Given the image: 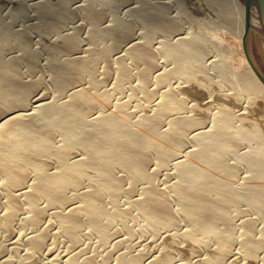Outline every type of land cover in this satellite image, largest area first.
<instances>
[{
	"label": "bare ground",
	"instance_id": "6f19581e",
	"mask_svg": "<svg viewBox=\"0 0 264 264\" xmlns=\"http://www.w3.org/2000/svg\"><path fill=\"white\" fill-rule=\"evenodd\" d=\"M81 1H84L83 4ZM8 2L12 4L9 7L0 4V172L6 179L3 191H0V209L7 207L4 213L7 229H11L19 218L23 219L21 215L24 211L30 213L23 219L26 227H30L38 226L46 219L48 212L56 208L54 217L60 224L58 234L66 237L73 247L83 242L82 235L88 223L104 242L109 243L113 226L118 221V212L126 215L133 213L132 209L124 207L116 211L107 202L108 195L118 201L120 194L127 189L124 185L126 178L117 175L116 167L123 168L131 177L132 183L137 185L141 179L148 177L147 167L154 153L161 158L162 166H166L172 156L184 152L183 149L188 145L187 138L191 134L196 139V146L186 151L185 159L178 164L182 181L174 184L182 209L175 208L171 195L154 184L146 186L142 195L132 200V204L146 216L149 224L158 230L178 225L182 221L181 217H185L197 232L202 233L201 241L210 244L211 236L219 231L223 232V241L236 239L237 219L234 218L236 213H232L234 208L231 209L240 202L245 201L264 216V135L257 128L253 129L245 124L249 119L248 115L256 110L255 95L260 93L264 97V83L249 62L244 48L242 56L247 60L248 66L238 71L235 69L234 80L232 79L234 82L228 76V66H233L228 57H213L211 63L218 66L217 75L221 74L219 78H223V81H219L231 82L233 86L227 84L228 88L224 91H210L204 99L202 96L204 104L210 105L215 104L221 92L237 90V87L246 89L249 94L244 96V105L238 113L231 110V105L225 104L230 109H214L211 123L207 125V117L193 116L194 110L199 107V101L196 100L191 105L194 108L190 113L174 115L171 111L174 107L169 105V100L173 99L172 87L164 93L169 96L164 103L166 113L153 109L148 114L140 113L142 117L138 119L135 118L138 115L114 103L110 90L99 88L100 80L94 76L96 69L102 60L107 61V69L113 67L111 64L117 63L121 81L117 87L123 88V81L132 75L130 64L138 65L144 76L143 88L153 98L155 91L149 88V80L152 79L149 78L154 76L153 70L158 65V57L150 43L154 32L165 28L170 33L178 32V37H174L165 47L167 57L175 60L177 66L160 74L158 83L172 84L171 79L178 76L183 79L175 85L179 90L183 83L185 88L187 84L196 83V93L202 90H197L200 83L193 76L191 63L203 59L205 39L192 29L191 23L188 25L191 28L180 32L182 16L181 19L178 17L181 21L166 17L172 4L176 6L177 13L183 12L182 0H142L143 4L132 10L133 16L141 20L151 34L145 42H131V46H125V42L134 35L133 20L118 17L111 24L104 25L108 16L104 9H107V5H113V0H101V7L95 0H79L81 4L76 0ZM209 2L219 5L223 17L220 25L237 33L243 45L248 23L246 4L241 0ZM105 6L107 7L103 8ZM188 13L191 15L190 10ZM80 15L92 25L91 42L85 49H80L79 29L82 25L76 26L77 32L71 33V29L67 28L68 21ZM252 15L249 45L252 37L256 40L264 37L261 13L256 1ZM191 17L194 18L193 15ZM33 19L35 22L30 28ZM17 25L21 28L18 29ZM33 33L39 37L35 40L36 43L33 42ZM111 37L117 40L116 43H110ZM144 38L143 36L142 39ZM5 46H10L15 51L8 52ZM114 51L118 55L116 58L112 56ZM44 71L53 80L55 98H50V94L44 90L42 93L38 91L40 84L35 76ZM89 74H93V79L86 83L84 78ZM172 76L174 77L171 78ZM200 94L204 95L203 92ZM181 95L184 96L183 93ZM240 97L242 98L239 96L237 99ZM98 106L109 109L114 107L115 111H108L94 118L92 112ZM162 107L163 104L160 105ZM59 133L66 138L63 144L57 143ZM244 145H248L250 150L242 152ZM75 146L84 150V157L72 156V148ZM52 151L59 155L58 168L46 170L41 164L36 183L26 186L31 178L28 164ZM228 153L238 154V163L229 161ZM241 164H248L252 174L248 178L237 180ZM93 169L102 172L103 177L97 186L87 189L84 186L85 176ZM14 187L19 189L13 191ZM71 187L80 191L84 197L83 203L72 202L78 195L68 194ZM135 190L136 186L128 191L132 193ZM257 221L255 217H249L245 221L247 255L253 258L264 247V238L256 234ZM47 233L49 232L42 231L23 239L27 240L30 250L20 253V247H17L16 250L20 253L18 257L15 254L17 261L14 257L12 260V257L10 259L5 255L7 248L0 243L1 257H8L1 259V264H35L36 254L46 246ZM81 251L79 248V251L71 252L64 258L60 255L62 259L55 257L52 261H59V264H97L96 256L85 257ZM111 256L112 252L108 254V258ZM133 263L192 264L175 263V259L170 256L148 259L144 253L133 255L124 252L119 256L118 264Z\"/></svg>",
	"mask_w": 264,
	"mask_h": 264
},
{
	"label": "rangeland",
	"instance_id": "374dc122",
	"mask_svg": "<svg viewBox=\"0 0 264 264\" xmlns=\"http://www.w3.org/2000/svg\"><path fill=\"white\" fill-rule=\"evenodd\" d=\"M76 1L78 2L79 0ZM95 1H98V6H102V3L100 2L101 0ZM113 1V5H107L108 7H103H107V9L104 10H106V15H108L105 20L106 22L103 20L104 25H109V23L111 24L118 17H124L126 19L133 20L134 35L132 36V39L125 42V46H131V42H145L148 36L151 34V31L146 29V25L137 17L133 16L134 11L132 12L134 8L139 7L143 4L142 0ZM182 1L185 11L183 9V12H180L181 14L177 13L176 6L172 4L173 7H171L172 5L170 6V9H168L167 11L166 17L177 19H181L183 17L181 19L182 26H180L182 27V29H180L179 31L183 32L186 31L187 28L192 27V29L196 33L200 34V36L204 37L205 39V46L203 47L204 51L202 53L203 59L195 60L191 63L193 76H196L198 82L200 83L199 86H197L199 87L197 88V90H200V88L202 90H200L199 92L197 91L196 93V83L195 85L192 83L189 85L187 84L186 88L184 87L183 83L179 90V88H176L175 85L176 83L178 84V81H183V79L178 78V76L171 77H174V81L173 79H171L170 81L172 82V84L160 85L158 83L157 79L160 74L166 73L167 70H172L177 66L175 65V60H170L167 57L165 47L167 44L172 42L174 37H178V32L170 33L165 28L159 29L157 32H154L153 40L150 43L151 49L157 52L158 57V65L153 70L154 76L150 77L149 79H152L149 80V82H151H148L149 88L155 91L153 98H150L147 95L145 88H143L144 76L141 74V69L138 67V65L134 63L130 64L132 75L129 79L123 81V84L125 82L123 88L117 87L118 83L121 82L118 72V69H120V67L117 63H114V65L111 64L113 67L111 66L112 68L107 69V61L102 60L101 62H99L94 76L100 80L99 88L110 90L113 94L114 103L119 104L118 107L126 108L133 112L135 115H138L135 118L141 119L142 116L139 115L140 113L148 114L153 112V109H157V112L162 114L166 113L164 109V103L169 96H165L164 93L169 91L173 87V91L171 92V94L173 95V99L169 100V105L174 107L173 110H171L172 114L175 115L190 113L194 108H192L191 105L197 100L199 101L197 102L199 107L194 110L195 114L193 116L207 117L209 120H207L206 122L207 125H209L211 123L210 119L214 115V109L219 110V107L223 108L224 110L231 108L233 112H237L244 105V96L246 97L249 94L248 90L236 86L237 90H230V92L226 91L224 93L221 92L218 100L215 101V104L205 105L203 99L210 94V91H224L226 90V88H228L227 84H229V86H233V84H230L231 82H220L223 81V78L222 76L219 78V76L221 75L220 73V75H217L219 72V68L217 65H214L215 63H211V60H213L214 56L216 59H221V57H219L220 55H224V58L228 57L229 61H231L233 65L228 66V70L230 71V74L228 76L231 81L234 80L233 75L235 69L236 71L242 70L248 66V63L247 60L243 59L242 49L244 47L242 45V41L238 38L237 33H234L230 29L224 27L223 25H220L222 23L223 17L219 9V5H217L216 3L212 4L211 2H209V0ZM241 1L245 3V0ZM81 2L83 4L84 1ZM0 4H2L3 7H9L12 5L10 2H8V0H1ZM78 4L81 3L78 2ZM114 6L117 7V10L114 8ZM7 7L6 11L4 10L5 12H7L8 10ZM113 9L116 12L119 10V12H117L118 14ZM188 9L191 11V15H193L194 18H199L198 21H195V19L191 17V15L188 13ZM32 10L33 14H35L36 12L34 11V7ZM34 17L35 15H33V18ZM184 19H187L188 21H184ZM33 22H35V19L31 21L30 28L32 27L31 24ZM68 22L69 25H67V28L68 30L69 28L71 29L69 30V32L71 33L76 31V26L82 25L79 29L80 49L82 47L83 49L87 48L91 42V22L82 15H80L79 17L71 18ZM189 24L191 27L188 26ZM17 28L19 29L21 28V26L17 25ZM35 34L33 33L32 35V38L34 37L33 42L35 40H38V36L37 34ZM143 36L145 37L144 39H142ZM109 40L111 44H114L117 41L114 37H111ZM34 43H36V41ZM250 47L255 61L257 62V64H259L260 69L264 73V37H260L259 40H256L254 37H252L250 41ZM5 48L8 52L15 51V49L13 50V48L10 46H5ZM112 56L113 58L118 57L115 51L112 53ZM44 62L47 63L46 60H44ZM228 64L229 62H227V65ZM36 74L38 76H35V79L37 80L38 78V84H40L38 85L40 87L38 91L42 93L44 90L48 93V95L50 94V98H55L56 89L53 86V80L50 77L49 73L47 71H44L38 72ZM90 74L84 78V82L88 83L93 79V74ZM207 85L208 87H205ZM180 91L184 96L181 95ZM201 92H203L205 96L203 94L201 95ZM238 92H240L238 95H234ZM250 93L253 94L252 92ZM239 96H242V98L240 97V99H237V97ZM255 96L257 97L255 105L256 110L248 115L249 119L246 120L245 124L250 128H257L264 135V97H262L260 93ZM192 99H195V101L191 102ZM161 104H163L162 108H160ZM225 104H227L228 106L231 105V107L227 108ZM209 106L211 107L209 108ZM258 108L259 111H257ZM114 109V107L109 109L98 106L92 112V116L95 118L97 115H102L103 113L106 114L108 111H115ZM165 127H167V125H165ZM57 136V143L63 144L66 140L65 136L62 133H59ZM187 140L188 145L185 146L186 149H183L184 152L179 155L172 156L166 166H162L161 158H159L158 154L154 153L150 160L151 162L147 167L148 177L141 179V181H139L140 183H137V185H134L132 183L131 177L128 176L127 172L123 168L116 167L117 170H115L117 171V175H120L122 178H126L124 180V182H126L124 183V185L127 189L122 194H120L118 201H115L110 195H108L109 198L107 202L116 211H119L120 208L124 207L132 209L133 213H130V215H126L118 212V221L116 222L117 224L115 223L116 226H113V234L109 243L104 242L100 234L95 232L91 224L88 223L86 224L87 226L85 227L82 235V240L84 239L83 242L79 246L73 247L71 245V242L66 237L58 234L60 232V224L54 217L55 211L57 210L56 208L51 209L46 215V219L38 226L30 227H26L24 223L25 217L30 215V213H28V211H24L21 215V218H23L24 220L19 218L11 229H7L5 226L4 218V213L7 207L4 206L0 209V243L4 244L5 249L7 248L5 255L7 254L6 256H8L10 259L12 257V260L14 257L15 261H17L16 258L21 253V251L22 253H24V251L27 252L28 250H30L28 243L26 244L27 240L24 241L25 239H28L30 235H35L38 232L48 231L49 233H47V235H49L46 238L48 239L46 240V246H44L45 248L43 247V249L38 254H36L37 256H35V264H59V261L54 262L52 260L56 259L57 257V259H62V257L64 258L65 255L71 252L79 251V248L82 250L81 252H83L82 254H84L85 257L96 256L98 261L97 264H118L119 256H121L124 252H129L133 255L144 253L145 257H147L148 259L170 256L175 259V263L191 262L192 264H264V247L260 249L261 251H259V255L253 258L247 255V243L245 241V221L246 219H249V217L257 218L259 222L257 221L258 232L256 234L257 236L264 238V216H261L257 209L251 208L247 203H244L245 201L240 202L231 209L233 210L234 208V212L232 211V213H236V215H234V218L237 219L235 220V222L237 221L236 234L238 233L236 239L233 241H223L221 239L223 232L219 231L211 236L210 244H205L201 241L202 233L197 232L196 228L192 225L188 218L181 217L182 221H180V224L155 230L154 227L149 224L146 216L139 210V208L132 204L133 198L140 197L142 195L143 189L146 186L154 184L158 188L166 190L167 193L171 195L173 199L172 203L174 204L173 206L175 208H177L178 210L182 209L181 201L178 197V194L174 190V184L182 181V174L178 164L180 163V161H183L185 159L186 151L194 149L196 146V139L193 138L192 134L187 138ZM248 150H250L248 148V145H244L241 149L242 152H247ZM71 153L72 156H85L84 150L78 146L72 148ZM227 159L232 163H238L239 157L236 153H228ZM41 164L46 168V170H55L59 166V155L55 154L52 151V153L45 155L42 158H37L30 164H28V169L31 172V178L25 184L26 186L36 183V181L38 180L37 177L39 166ZM239 168L240 175H237V177L240 178L238 179L236 177L237 180H241L245 177L248 178L252 174V172H250V167L248 164H241ZM102 177L103 173L98 169L89 170L85 176V188H94L95 186H97L98 181ZM5 180L6 179L4 178L3 174L0 172V191H3L2 186L3 183L6 182ZM135 186L136 190L134 192L131 193L130 191H128ZM16 189H19V187H14L12 190L16 191ZM68 194L71 196L78 195V197L72 202L83 203L82 201H84V197L82 194H80V191L76 187L69 188ZM248 213L251 215H249ZM56 234H58L60 237H57ZM17 247H20V253L19 250H16L18 249ZM13 250L15 251V253ZM110 252H112V256L111 258H108V254ZM15 254H17V257L15 256ZM57 254H59V256ZM60 255L62 257H60ZM8 257H1L0 255V264L2 262L1 259H7Z\"/></svg>",
	"mask_w": 264,
	"mask_h": 264
},
{
	"label": "water",
	"instance_id": "95a60500",
	"mask_svg": "<svg viewBox=\"0 0 264 264\" xmlns=\"http://www.w3.org/2000/svg\"><path fill=\"white\" fill-rule=\"evenodd\" d=\"M256 1V4L258 5V8L260 10L261 13V23H262V30L264 33V0H245V4H246V8H247V28L243 37V46L244 49L246 51L247 54V58L249 60V62L251 63V65L253 66V68L255 69V72L257 73L259 79L264 83V73L262 72V70L259 68V66L257 65L252 52H251V48L248 42V33H249V29L251 27V23H252V14H253V5L254 2ZM264 35V34H263Z\"/></svg>",
	"mask_w": 264,
	"mask_h": 264
}]
</instances>
